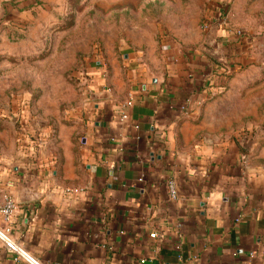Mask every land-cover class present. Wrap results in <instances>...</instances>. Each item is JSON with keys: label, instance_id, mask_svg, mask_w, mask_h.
<instances>
[{"label": "crops", "instance_id": "0c3cea01", "mask_svg": "<svg viewBox=\"0 0 264 264\" xmlns=\"http://www.w3.org/2000/svg\"><path fill=\"white\" fill-rule=\"evenodd\" d=\"M167 50L127 75L96 65L60 140L0 169V207L39 195L7 223L37 264H264V131L196 139L218 67L207 47ZM0 264L28 263L0 246Z\"/></svg>", "mask_w": 264, "mask_h": 264}, {"label": "rangeland", "instance_id": "374dc122", "mask_svg": "<svg viewBox=\"0 0 264 264\" xmlns=\"http://www.w3.org/2000/svg\"><path fill=\"white\" fill-rule=\"evenodd\" d=\"M168 47L218 67L196 139L264 131V0H0V169L60 140L96 65L127 75Z\"/></svg>", "mask_w": 264, "mask_h": 264}, {"label": "built area", "instance_id": "2783aa9c", "mask_svg": "<svg viewBox=\"0 0 264 264\" xmlns=\"http://www.w3.org/2000/svg\"><path fill=\"white\" fill-rule=\"evenodd\" d=\"M90 93L87 90V94ZM127 115L125 110H122L121 120H126ZM168 193L172 200L176 199V188L173 181L168 182ZM18 206L16 200L10 196L5 195L3 197V203L0 207V218L6 223L5 226L0 227V246H2L6 251L15 255L17 261L27 262L28 264H37L35 260L29 256L23 249L17 245L9 236L10 229L7 226L9 220L13 217V214ZM150 238L154 239L155 234H151Z\"/></svg>", "mask_w": 264, "mask_h": 264}, {"label": "water", "instance_id": "95a60500", "mask_svg": "<svg viewBox=\"0 0 264 264\" xmlns=\"http://www.w3.org/2000/svg\"><path fill=\"white\" fill-rule=\"evenodd\" d=\"M216 46H217L216 43L213 42L212 48L216 49L217 48ZM222 62H223V60L220 61V63H222ZM38 199H39V195L36 192H34L33 190L28 189V188H23L20 190V192L18 194V200L16 202L20 203V204H25V203H29L31 201H35Z\"/></svg>", "mask_w": 264, "mask_h": 264}]
</instances>
